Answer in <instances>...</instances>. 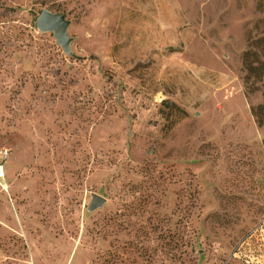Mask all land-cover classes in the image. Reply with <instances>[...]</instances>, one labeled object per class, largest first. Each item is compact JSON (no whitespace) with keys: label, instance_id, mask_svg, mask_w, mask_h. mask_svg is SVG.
Here are the masks:
<instances>
[{"label":"rangeland","instance_id":"rangeland-1","mask_svg":"<svg viewBox=\"0 0 264 264\" xmlns=\"http://www.w3.org/2000/svg\"><path fill=\"white\" fill-rule=\"evenodd\" d=\"M0 264H264V0H0Z\"/></svg>","mask_w":264,"mask_h":264},{"label":"water","instance_id":"water-1","mask_svg":"<svg viewBox=\"0 0 264 264\" xmlns=\"http://www.w3.org/2000/svg\"><path fill=\"white\" fill-rule=\"evenodd\" d=\"M68 26L69 21L65 19L64 15L53 13L45 9L39 13L36 19L37 29L41 32H52L56 39V43L62 47L66 54H71V39L67 33ZM103 202L104 199L101 196L93 195L89 209L94 210L97 207H100Z\"/></svg>","mask_w":264,"mask_h":264}]
</instances>
